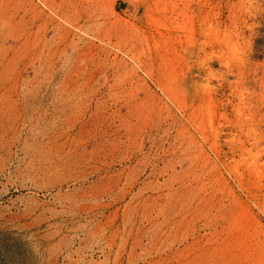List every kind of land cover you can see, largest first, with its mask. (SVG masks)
<instances>
[{
  "label": "rangeland",
  "instance_id": "rangeland-1",
  "mask_svg": "<svg viewBox=\"0 0 264 264\" xmlns=\"http://www.w3.org/2000/svg\"><path fill=\"white\" fill-rule=\"evenodd\" d=\"M0 264H264V0H0Z\"/></svg>",
  "mask_w": 264,
  "mask_h": 264
}]
</instances>
